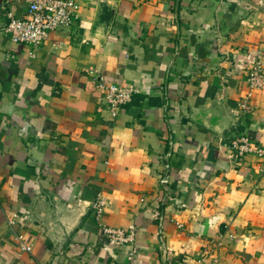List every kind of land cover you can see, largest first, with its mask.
<instances>
[{
    "label": "crops",
    "instance_id": "crops-1",
    "mask_svg": "<svg viewBox=\"0 0 264 264\" xmlns=\"http://www.w3.org/2000/svg\"><path fill=\"white\" fill-rule=\"evenodd\" d=\"M77 1L31 56L0 0V264H264V174L229 146L264 145V0ZM99 73L138 88L116 114Z\"/></svg>",
    "mask_w": 264,
    "mask_h": 264
},
{
    "label": "built area",
    "instance_id": "built-area-1",
    "mask_svg": "<svg viewBox=\"0 0 264 264\" xmlns=\"http://www.w3.org/2000/svg\"><path fill=\"white\" fill-rule=\"evenodd\" d=\"M27 4V11L22 16H16L12 11L0 7V15L5 11L8 22L4 32L13 42L24 43L30 46L29 54L34 56L39 46L50 36L51 32L61 26H70L73 18L80 8L77 0H22ZM248 91L240 101L243 112H252L255 109L253 102L257 91L264 88V67L261 60H257L247 74ZM97 86L103 91L105 100L113 114L120 108L129 104L138 92V88L132 85H122L109 81L106 76L99 73L96 77ZM229 146L239 156L253 154L258 158V170L264 174V145L252 140L249 135L242 133L230 140ZM101 201L97 204L98 218L101 217L103 207ZM18 214L9 218V224L17 223ZM103 231L108 237L109 245L121 247L131 245L136 241L137 229L131 225L126 227H114L105 224ZM22 249L32 251V246L24 241L22 234L19 236ZM135 249L131 250L129 258H133Z\"/></svg>",
    "mask_w": 264,
    "mask_h": 264
}]
</instances>
